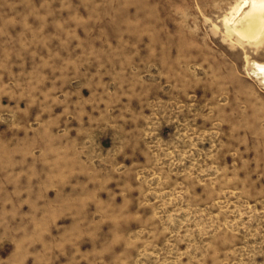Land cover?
<instances>
[{"label":"rangeland","instance_id":"374dc122","mask_svg":"<svg viewBox=\"0 0 264 264\" xmlns=\"http://www.w3.org/2000/svg\"><path fill=\"white\" fill-rule=\"evenodd\" d=\"M242 2L0 0V264H264Z\"/></svg>","mask_w":264,"mask_h":264},{"label":"bare ground","instance_id":"6f19581e","mask_svg":"<svg viewBox=\"0 0 264 264\" xmlns=\"http://www.w3.org/2000/svg\"><path fill=\"white\" fill-rule=\"evenodd\" d=\"M235 10L236 14L241 16L238 22L242 23V27L240 29L235 27L240 36L249 40L264 36V0H243ZM254 74L264 77V64L255 63Z\"/></svg>","mask_w":264,"mask_h":264}]
</instances>
